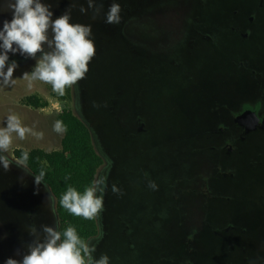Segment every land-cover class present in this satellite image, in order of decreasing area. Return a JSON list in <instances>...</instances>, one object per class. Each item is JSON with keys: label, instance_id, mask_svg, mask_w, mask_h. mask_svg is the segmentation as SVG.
Instances as JSON below:
<instances>
[{"label": "rangeland", "instance_id": "obj_1", "mask_svg": "<svg viewBox=\"0 0 264 264\" xmlns=\"http://www.w3.org/2000/svg\"><path fill=\"white\" fill-rule=\"evenodd\" d=\"M95 2L102 4L98 14L94 8L80 12L87 0H42L53 20L70 9V23L92 26L96 52L89 70L64 95L24 77L42 53H8L7 63L18 67L13 84L0 83V128L15 114L32 131L23 140L13 133L4 155L18 160L17 148L61 149L64 133L53 123L70 109L88 125L104 160L96 178L107 182L99 233L89 241L94 259L106 254L109 264H264V130L241 145L229 139V130L213 141L205 138L207 129L234 123L237 100L254 103L259 89L252 69L264 73L263 42L253 37L241 44L226 27L238 0H116L118 25L105 23L113 0ZM12 18L11 11H0V29ZM48 34L54 35L51 28ZM189 41L194 49L185 56ZM34 95L48 106L28 105ZM233 101V113L222 109ZM34 181L14 160L7 171L0 164V264L23 259L35 239L31 227L41 239L43 225L59 231L56 199L43 181Z\"/></svg>", "mask_w": 264, "mask_h": 264}, {"label": "clouds", "instance_id": "obj_2", "mask_svg": "<svg viewBox=\"0 0 264 264\" xmlns=\"http://www.w3.org/2000/svg\"><path fill=\"white\" fill-rule=\"evenodd\" d=\"M6 6H0V11L12 12V19L3 22L0 29V83L10 86L15 82L13 73L18 67L16 61L7 63L8 53H17L25 57L35 58L37 53H42L33 71L25 73L24 77L31 76L32 80H40L52 86L53 91L64 95L66 88L76 85L85 78L89 70V64L95 55L96 48L91 24L70 23L71 11L52 19L53 12L50 5L42 3V0H4ZM88 7H80L81 13H87L89 8H94L98 14L102 4L96 6L95 0H87ZM121 6L113 0L105 14V23L118 25L121 21ZM95 19V16H93ZM54 34L49 38V29ZM15 45V47H14ZM47 45L48 51H45ZM6 69V70H5ZM53 130L63 134L66 127L63 122L57 120L53 123ZM32 130L22 125L15 114L6 117V127L0 128V164L5 171L10 169L13 160L18 165L26 167L28 153L24 152L20 160L10 159L4 153L8 152L12 145L15 133L21 140ZM43 169L35 175V184L40 185L44 181ZM150 187L156 188L154 182ZM107 189L105 177H100L81 193L77 188L68 186L61 195L59 204L72 215L91 220L103 211V196ZM114 193H120L115 184L112 185ZM53 200L52 194L49 196ZM54 212V209H52ZM43 239L37 229L31 227V234L35 237L28 244V252L22 260L9 257L5 264H109L106 254L94 259L92 253L96 247L86 243L78 235L73 226H68L63 232V239L58 228L49 225L42 226ZM87 257V259H85Z\"/></svg>", "mask_w": 264, "mask_h": 264}, {"label": "trees", "instance_id": "obj_3", "mask_svg": "<svg viewBox=\"0 0 264 264\" xmlns=\"http://www.w3.org/2000/svg\"><path fill=\"white\" fill-rule=\"evenodd\" d=\"M27 104L43 108L48 106V100L34 95L27 99ZM58 120L66 127L61 149L47 152L42 148H17L14 155L20 160L22 154L27 152L28 160L22 163H26V167L34 175H38L41 169L44 170L43 182L56 199L61 238L63 239L64 230L71 225L76 228L81 239L89 243L99 233L97 217L86 220L74 216L60 206L59 199L68 186H73L82 193L92 185L104 160L95 147L90 128L78 115L70 109H63Z\"/></svg>", "mask_w": 264, "mask_h": 264}, {"label": "flooded vegetation", "instance_id": "obj_4", "mask_svg": "<svg viewBox=\"0 0 264 264\" xmlns=\"http://www.w3.org/2000/svg\"><path fill=\"white\" fill-rule=\"evenodd\" d=\"M229 18L230 20H227L226 18V27L228 28L229 33H234L238 38H236L237 41L241 44H245L249 41H251L254 37L253 40H258L260 39L263 42V51H264V0H253V5L252 7H246L244 6V2H241L238 0V3L233 7L232 11H229ZM179 18V17H178ZM205 32V28H204ZM202 32L201 35H203L204 40H210L212 41L211 36L209 37V34ZM194 49V41H189L188 46L186 45L185 49H183L184 55H190V52H193ZM146 58H150L148 54L145 56ZM239 62V61H238ZM172 66H176L177 62L176 60H172L170 62ZM241 65H245V63L241 62ZM254 76L257 77L258 82V89L259 93H254L252 98H254V103H251L250 101L247 102H242L241 100H237L238 103H240V109H238L236 116L234 118V123L231 126H224L221 124L219 127L215 129H207V137L208 141L210 142L213 141V135L215 134H224L225 132L232 131L233 133L228 136L231 141L234 142H240L239 145H241V141H247L249 138L250 134L256 133L259 130H264V113H262V109L264 108V93L261 95L262 90L264 89V81L261 79L262 82H260V76L264 77V73L259 74L254 70ZM249 97V96H248ZM244 97H241V99ZM247 98V96H246ZM232 102V104L227 105L224 104L222 106L223 110H228L233 113L234 110H236L234 107L238 104ZM232 107V111L229 109ZM220 109H216V113L219 112V114H222ZM246 110H253L254 112L257 113V115L260 118V121H258L253 129H250L247 124H242L236 121V118L245 112ZM235 130L239 131L238 134L234 133L236 132ZM226 143V142H225ZM243 143V142H242ZM218 145V144H217ZM217 145H212L211 148L216 149ZM221 147L220 145H218ZM228 150L229 152L233 151L234 148L232 144L228 145ZM182 264H191V263H182Z\"/></svg>", "mask_w": 264, "mask_h": 264}, {"label": "water", "instance_id": "obj_5", "mask_svg": "<svg viewBox=\"0 0 264 264\" xmlns=\"http://www.w3.org/2000/svg\"><path fill=\"white\" fill-rule=\"evenodd\" d=\"M236 121L247 124L250 129H253L254 125L260 121V118L253 110H246L236 118Z\"/></svg>", "mask_w": 264, "mask_h": 264}]
</instances>
